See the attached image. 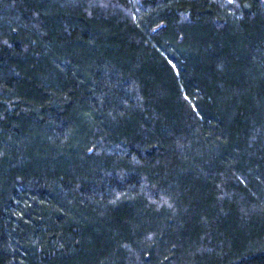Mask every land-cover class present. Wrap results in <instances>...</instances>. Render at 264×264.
Returning a JSON list of instances; mask_svg holds the SVG:
<instances>
[{
  "label": "trees",
  "instance_id": "1",
  "mask_svg": "<svg viewBox=\"0 0 264 264\" xmlns=\"http://www.w3.org/2000/svg\"><path fill=\"white\" fill-rule=\"evenodd\" d=\"M0 264H264V0H0Z\"/></svg>",
  "mask_w": 264,
  "mask_h": 264
}]
</instances>
